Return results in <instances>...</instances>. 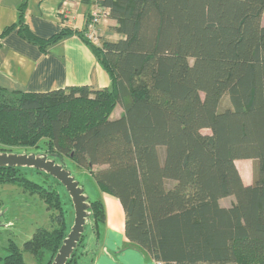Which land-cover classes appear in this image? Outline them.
Returning <instances> with one entry per match:
<instances>
[{"label": "trees", "instance_id": "trees-1", "mask_svg": "<svg viewBox=\"0 0 264 264\" xmlns=\"http://www.w3.org/2000/svg\"><path fill=\"white\" fill-rule=\"evenodd\" d=\"M99 6L124 38L95 44L65 28L45 40L18 28L42 50L77 35L97 58L111 87L69 86L45 93L0 87V152L47 140L49 152L89 172L125 211L126 236L163 264H264V0H81ZM225 95L230 105L221 109ZM117 105L118 119H110ZM208 129L210 134L202 131ZM237 160L254 161L245 185ZM23 168L1 167L0 185L38 194L52 211L23 249L10 240L0 264H52L68 235L66 212L51 176L48 186ZM233 197L229 207L221 200ZM71 201V198H70ZM96 237L106 221L92 201ZM72 203V201H71ZM73 206V205H72ZM83 235L67 264L87 253Z\"/></svg>", "mask_w": 264, "mask_h": 264}, {"label": "crops", "instance_id": "crops-1", "mask_svg": "<svg viewBox=\"0 0 264 264\" xmlns=\"http://www.w3.org/2000/svg\"><path fill=\"white\" fill-rule=\"evenodd\" d=\"M23 2L0 0L1 88L45 93L69 86L111 87L108 74L89 46L77 35L68 36L42 50L23 38L18 28L4 34L6 28L17 23L18 9ZM93 8L86 7L81 0H27L25 23L32 34L47 40L65 28L83 30L87 26V14ZM61 9H67L69 14L60 15ZM262 22L264 25V18ZM114 24L111 20L101 23L98 27L100 37L112 41L124 38L111 30ZM122 114L123 110L117 119ZM236 166L244 184L251 185L254 161L237 160ZM101 195L106 221L100 225L98 237L92 230L94 243L81 258L84 259L83 264H155L151 256L132 245L127 238L126 216L121 202L110 194L101 192Z\"/></svg>", "mask_w": 264, "mask_h": 264}, {"label": "rangeland", "instance_id": "rangeland-1", "mask_svg": "<svg viewBox=\"0 0 264 264\" xmlns=\"http://www.w3.org/2000/svg\"><path fill=\"white\" fill-rule=\"evenodd\" d=\"M264 18V16H263ZM230 105L228 95H225L221 102V109ZM121 105H117L110 119H117L119 112H122ZM204 134H210L211 131L205 129ZM15 153H48L49 147L46 139L39 142L38 147L29 149L11 147ZM65 167L71 172L76 181L84 188L85 194L90 200L96 201L102 198L101 191L98 189L94 179L89 172L83 168L76 166L70 159L65 158ZM23 173L27 178L38 182L39 184L49 185L52 183L50 179L42 175H38L34 170L23 168ZM63 201L64 210L66 212V222L68 233L71 231L75 212L70 201V196L62 185L55 186ZM234 198L229 197L221 201L223 206H230ZM51 214L45 202L38 194H30L25 192L22 186L15 184L0 185V256H5L8 253L10 240H13L20 249H23L25 242L30 240L38 228L51 229ZM85 243L89 245L94 243V234L92 232L91 221L85 229ZM24 259L29 264H36V260L28 252H23ZM84 259L80 260L79 264H83Z\"/></svg>", "mask_w": 264, "mask_h": 264}, {"label": "water", "instance_id": "water-1", "mask_svg": "<svg viewBox=\"0 0 264 264\" xmlns=\"http://www.w3.org/2000/svg\"><path fill=\"white\" fill-rule=\"evenodd\" d=\"M64 158L55 154L0 152V168H29L56 179L68 192L75 212L74 225L52 264H67L85 233L90 221L91 204L84 188L65 167Z\"/></svg>", "mask_w": 264, "mask_h": 264}, {"label": "built area", "instance_id": "built-area-1", "mask_svg": "<svg viewBox=\"0 0 264 264\" xmlns=\"http://www.w3.org/2000/svg\"><path fill=\"white\" fill-rule=\"evenodd\" d=\"M69 11L67 9H61L60 15L67 16ZM91 19L89 20L85 37L91 42L98 44L101 37L99 35L98 27L101 23L106 22L108 19V12L99 6H94L93 10L90 12ZM155 264H163L159 261H154Z\"/></svg>", "mask_w": 264, "mask_h": 264}]
</instances>
